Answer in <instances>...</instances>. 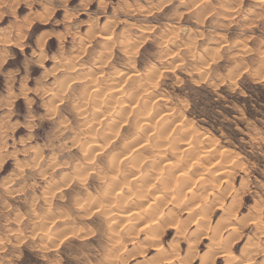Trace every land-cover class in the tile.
I'll use <instances>...</instances> for the list:
<instances>
[{
  "label": "rangeland",
  "instance_id": "obj_1",
  "mask_svg": "<svg viewBox=\"0 0 264 264\" xmlns=\"http://www.w3.org/2000/svg\"><path fill=\"white\" fill-rule=\"evenodd\" d=\"M160 133L167 158L188 154L189 176L201 163L218 172L219 199L202 201L204 229L187 220L189 193L179 205L177 192L158 199L168 225L157 252L142 220L132 231L111 214L135 219L140 188L127 190L131 155L122 153L145 142V178L146 142ZM202 173L205 185L212 177ZM192 176L185 191L201 192ZM108 190L123 197L110 211L107 197L95 200ZM219 204L232 206L226 218ZM221 218L238 235L229 246L233 229L221 231L214 264L223 248L235 264H264V0H0V264H162L177 234L170 219L185 221L195 254L174 264H199ZM186 240L174 239L183 256Z\"/></svg>",
  "mask_w": 264,
  "mask_h": 264
},
{
  "label": "bare ground",
  "instance_id": "obj_2",
  "mask_svg": "<svg viewBox=\"0 0 264 264\" xmlns=\"http://www.w3.org/2000/svg\"><path fill=\"white\" fill-rule=\"evenodd\" d=\"M199 2V1H198ZM236 10V9H235ZM132 29H127V30H125V34H130V33H132ZM123 32V31H122ZM43 35V34H42ZM123 35V34H122ZM166 37V36H165ZM44 39V38H43ZM108 39V38H107ZM180 38H179V36L177 35V36H175L174 37V40L173 41H178ZM172 43V42H171ZM41 46V45H40ZM42 59L40 58V60H35L36 62H34V65L36 66V65H39L42 61H41ZM69 63V62H68ZM73 65V64H72ZM66 71V70H65ZM66 74H68L67 73V71L66 72H64L63 74H61L62 76H66ZM135 75V74H134ZM151 76L152 77H154V76H156V72H152L151 73ZM89 77V76H88ZM128 77V76H127ZM63 78V77H62ZM91 79V78H90ZM66 80V79H65ZM93 83V82H92ZM66 84V83H65ZM44 89V88H43ZM46 89V88H45ZM44 89V90H45ZM111 90V89H110ZM100 91V90H99ZM112 91V90H111ZM110 93V92H109ZM115 93H116V91H115ZM115 93H114V96H115ZM111 94H113V93H111ZM58 98V97H57ZM122 98V97H121ZM98 101V100H97ZM101 101V100H100ZM118 101V100H117ZM117 101H115V102H117ZM119 103H120V101H118ZM117 102V103H118ZM94 109V108H93ZM99 108H95L94 109V112H93V114L92 115H94V117L93 118H95V117H99L100 116V113L101 112H99V110H98ZM83 112H85V111H83ZM110 112V111H109ZM108 115H110L109 113H108ZM112 115V114H111ZM115 115V114H114ZM112 121V120H111ZM148 124H147V120H146V123L145 122H141L140 123V127H144V128H148V126H147ZM139 127V126H138ZM137 128V127H136ZM112 129V128H111ZM162 129V128H161ZM145 131V130H144ZM183 131V130H182ZM143 132V131H142ZM149 132V131H148ZM145 133V132H144ZM144 133H142V134H144ZM147 133V132H146ZM149 134V133H148ZM160 135V138L157 140V141H155L153 144H150V143H147L146 142V148L148 149V150H150V152L153 154V159H152V161H151V163L149 164V166H150V169L152 168V170L151 171H153L151 174H153V175H151V174H147L146 175V173H145V178H142V176H141V178H139L140 177V175H138V173H139V170H140V166H139V162L141 161L142 162V160H140L141 158L144 160V158L145 157H143V154L140 152V150L139 149H141V147H144V143H142V146H140V148H137L138 147V145L140 144L138 141H136V147H135V149H132V151H130V152H128V153H130V154H128V153H126L127 152V150H126V152L125 153H122V156L123 157H121V159L123 160H126L127 159V157H129L130 155H131V158H130V162H128V163H130L131 165L129 166V167H131V171L128 173L129 174V176H133V179L132 180H128L127 178L129 177H127V176H125L126 177V179H124V181H127V183H126V185L128 186L127 187V190H128V188H129V186H131V185H134V186H137L138 188H140V190H138L137 192H138V194H137V196H136V198H135V200L133 201V203H132V210L131 211H133L134 212V209L135 210H138V212H136L135 214H137L136 216H135V219H133V218H130L132 215H134V214H132L131 216H129V215H127V214H124V213H122V211L121 212H118V213H113V214H111V216H112V220H114V221H116V222H120V221H124V222H128L127 223V226H128V229H130V230H134L135 231V226H137L136 224H138V222H140L139 220H136V219H140V220H142V225L140 226V228H138L139 230H140V232H142L143 233V235L144 234H148L150 231H151V233H149L148 235H147V238L145 239L146 241V243H151V245L153 246V247H157L156 249H154V250H156L157 252H162L161 251V249L160 248H158L159 247V245L157 244L159 241H158V235L159 234H161V229L163 228V227H165L166 225H168V224H164L165 222H164V219H163V213H162V210H160L161 208H159L160 206L158 205V199H160L161 197H164V198H169L170 199V195L171 196H173L174 195V193H176L177 192V194H178V196L176 195H174L175 196V201L173 200V202L171 201V203L172 204H178V203H180L181 202V200H184V199H182V198H185L186 197V194L187 193H189L190 194V198L188 199V200H186V202L184 203V205L185 206H183L184 207V210H185V214L187 215V220H190L191 222H193L194 221V225L197 227V228H203L204 229V222H203V219H204V217H205V214L204 213H206L205 211V208L204 207H206L207 205L205 204V203H211V205L213 204H215V201H217V199H219V192L218 193H216V192H213V190H212V188L213 187H215V181L216 180H219V179H214L213 177V174L214 173H216V172H213V171H210L209 169H205V167L206 166H204V168L203 167H200V165H203L202 163L198 166V165H194V166H198L199 167V170L201 169L202 171L201 172H199L198 173V171L199 170H197V172L194 174L195 175V179L196 178H198L199 177V179L198 180H202L203 181V185H202V187H200L199 189H202L201 190V192H200V190H199V192L197 193L196 192V189H195V191L193 190V189H190L189 187V185H188V187L186 188V191H185V187H186V185L187 184H190L189 182H187L186 181V179L187 178H191L190 176H192V175H190L189 176V172L191 171V169H190V171L188 172V168H187V163H185V162H187V161H184L185 159H187V158H189L188 157V154H185V152L184 153H181V154H177V155H175V153H176V150H178V149H174L175 150V153L173 152V153H171V154H173V156L171 155V156H169L170 158H172L171 160L169 159V158H167V151L169 152V148H172V146H169V145H167L168 144V142H167V144L165 143L166 141H165V138H164V140L163 139H161V133L159 134ZM159 135H158V137H159ZM163 136V135H162ZM141 141V140H140ZM165 141V142H164ZM143 142V141H142ZM86 143V142H85ZM177 143V142H176ZM176 143H175V145H176ZM87 144V143H86ZM170 144V143H169ZM180 144V143H179ZM179 144H177V146H173V148L174 147H178L179 149L181 148V146H184V145H181V146H179ZM185 144V143H184ZM189 143H187V145H188ZM94 145V144H93ZM141 145V144H140ZM171 145V144H170ZM186 145V144H185ZM91 146V145H90ZM89 146V147H90ZM134 146V145H133ZM88 147V148H89ZM195 148V147H194ZM193 148V149H194ZM146 149V150H147ZM91 150V149H90ZM85 151V150H84ZM182 151V150H181ZM88 152V151H87ZM119 152V151H118ZM189 152V151H188ZM212 152H214V151H212ZM141 153V154H140ZM178 153H180V152H178ZM193 153H195V152H193ZM124 154V155H123ZM212 154V153H211ZM199 155V154H198ZM197 155V156H198ZM213 155V154H212ZM226 155V154H225ZM154 156H155V158H154ZM190 156V155H189ZM192 156V155H191ZM207 156V155H206ZM85 157V156H84ZM200 157V156H199ZM198 157V158H199ZM214 157V156H213ZM177 158V160H175ZM194 158V157H193ZM193 158H192V161H195V160H193ZM197 158V159H198ZM208 157H206V159H207ZM215 158V157H214ZM213 158V159H214ZM120 159V160H121ZM209 159H211V157L209 158ZM173 160H175V161H173ZM190 160V159H189ZM199 160V159H198ZM208 160V159H207ZM127 161V160H126ZM176 161H179L178 163H179V165H174L175 163H176ZM201 161H203V160H201ZM209 161V160H208ZM212 161V160H211ZM210 161V162H211ZM175 162V163H174ZM190 162V161H189ZM206 162V161H205ZM147 163V162H146ZM198 162H196V164H197ZM199 163H200V161H199ZM142 164V163H141ZM187 164V165H186ZM190 164V163H189ZM127 165V164H126ZM193 165V164H192ZM90 166V165H89ZM117 166V165H116ZM191 166V165H190ZM210 166V165H209ZM189 167V166H188ZM117 168V167H116ZM168 169V171L166 172V171H164L165 169ZM190 168V167H189ZM194 168V170L196 169L195 167H193ZM203 168V169H202ZM214 168V167H213ZM221 168V167H220ZM144 169H145V167H144ZM150 169H149V171H150ZM211 169V168H210ZM225 169V168H224ZM114 170H116L117 171V169H114ZM154 170H157V171H160L159 173H157L156 171H154ZM218 170V169H217ZM215 171V170H214ZM223 171V170H222ZM202 172H205L207 175H208V177H212V180H210L209 181V179L207 180V181H209V183H207V184H205L204 185V182H206V176H205V174H203ZM224 172V171H223ZM223 172H222V174L221 175H223ZM225 172H226V170H225ZM192 173H194V171L192 172ZM218 173V172H217ZM216 173V174H217ZM220 173H221V171H220ZM127 175V174H126ZM193 175V176H194ZM224 175L226 176V173H224ZM192 176V177H193ZM218 177H222V176H220V174L219 175H217ZM217 176H216V178H217ZM123 177V176H122ZM144 177V176H143ZM185 177H187L186 179H185ZM194 178V177H193ZM192 178V179H193ZM222 179V178H221ZM123 180V179H122ZM186 182H185V181ZM197 180V179H196ZM180 181H182V183L180 182ZM184 181V182H183ZM189 181V180H188ZM201 181V182H202ZM112 182V181H111ZM191 182H193V181H191ZM196 182V181H195ZM194 182V183H195ZM200 182V181H199ZM224 182V181H223ZM105 183V182H104ZM115 183V182H114ZM118 183H120V182H118ZM194 183H193V185H194ZM199 184V183H198ZM201 184V183H200ZM209 184V185H208ZM108 185V184H107ZM113 185V184H112ZM111 185V186H112ZM119 185V184H118ZM133 186V187H134ZM109 188H110V186H109ZM137 188V189H138ZM111 189L112 188H110L109 190L111 191ZM134 189H136V187L134 188ZM133 189V190H134ZM105 190H107L106 189V187H105ZM107 191V192H105V193H98V195L95 197V200H98V199H100V198H103V197H107V205L105 206L106 207V210L108 209L109 211H110V209H111V204L112 205H116V207H120V203L123 201V197H122V194H121V192H120V194L119 193H111L110 191ZM228 190V189H227ZM226 190V191H227ZM131 191V190H130ZM129 191V192H130ZM183 191H185V192H183ZM211 191V192H210ZM102 192V191H101ZM110 192V193H109ZM201 193H204L205 194V196H203V198L201 197ZM225 193V192H224ZM227 194V193H226ZM105 195V196H104ZM134 195H136V194H134ZM173 196V197H174ZM163 198V199H164ZM222 198V197H221ZM236 198V197H235ZM173 199V198H172ZM171 199V200H172ZM162 199H160L159 200V202L161 201ZM210 200H212V201H210ZM185 201V200H184ZM202 201H204L205 203V205H202L203 203H202ZM213 201H214V203H213ZM169 203H170V201H168ZM182 203V202H181ZM180 203V204H181ZM223 203V202H222ZM98 203L97 202H92V203H90V206H94V207H96V205H97ZM161 204V203H160ZM175 204V205H176ZM174 205V206H175ZM179 205V204H178ZM177 205V206H178ZM220 205V204H219ZM92 206V207H93ZM176 207V206H175ZM207 207H209V205L207 206ZM220 207H221V209H222V212H223V214H222V217L223 218H226L227 216H229V212L232 210V206L230 205H228V206H221L220 205ZM113 208V207H112ZM180 208V207H179ZM114 209V208H113ZM117 209V208H116ZM177 209V208H176ZM106 210H104V211H106ZM205 210V211H204ZM118 211V210H117ZM183 211V210H182ZM235 211V210H234ZM233 211V212H234ZM111 212H112V210H111ZM204 212V213H203ZM207 212H209V211H207ZM196 213H198V214H196ZM230 214H231V212H230ZM109 215V214H108ZM167 215H169V214H167ZM107 217V216H106ZM170 217V216H169ZM231 217V216H230ZM223 218H221L220 220H219V222H218V225H217V227L216 228H213V229H210L209 231L211 232V238H210V244H209V246H208V251L202 256H200L201 258H200V260H199V264H214V261H213V259H212V257L213 256H215V252H214V247L213 246H215L216 245V242H218L217 244H220V241H221V231H223V230H226V231H231L233 228L231 227V224L229 223V224H227V225H225V226H221V220L223 219ZM249 218V217H248ZM167 219V218H166ZM254 220H255V218H253ZM129 220V221H128ZM132 220H136V221H138L137 223H136V221L135 222H130V221H132ZM186 220V221H187ZM193 220V221H192ZM248 220V219H247ZM246 220V221H247ZM257 220V219H256ZM111 221V220H110ZM168 221V220H167ZM218 221V220H217ZM121 222V223H122ZM170 228H171V231L173 232V234H181V233H183V231L184 230H186V227H184V225H183V222H185V221H183V222H181V221H178V220H176V219H170ZM237 222V221H236ZM248 222H249V220H248ZM253 222H255V221H253ZM258 222V221H257ZM223 223V222H222ZM238 223V222H237ZM250 223V222H249ZM259 223V222H258ZM258 223H256L255 225L257 226V224ZM236 224V223H235ZM234 224V225H235ZM240 224L242 225V223L240 222ZM165 225V226H164ZM261 225V224H260ZM215 226V225H214ZM243 226H245L244 224H243ZM234 228L236 227V226H233ZM242 227V226H241ZM208 227H206V229H207ZM256 228H258V227H256ZM164 229V228H163ZM205 229V230H206ZM237 230V229H236ZM132 231H130V232H132ZM160 232V233H159ZM164 232V231H163ZM197 232H200V230L198 229V231ZM238 232V231H237ZM237 232L235 231V233L237 234ZM207 233L208 232H204V234H201L202 236L204 235V236H206L207 235ZM231 233H233V234H229L228 235V239H224V241L225 240H228V244H229V246L231 245L230 243H229V238H230V235H231V237H232V235H234L235 233H234V229H233V232H231ZM127 233H125V235H126ZM135 234V233H134ZM175 235V238L174 239H178L179 237L180 238H182V239H184V240H186L185 238H186V235H183V234H181L182 236H178V235ZM186 234V233H185ZM192 234V233H191ZM193 234H194V232H193ZM196 234V233H195ZM113 235V234H112ZM197 235H198V233H197ZM238 235V234H237ZM210 236H208V238H209ZM114 237H112V239H113ZM145 238V237H144ZM192 238H194V236L192 237ZM191 238V239H192ZM238 238V237H237ZM174 239H173V241L170 243V245H169V247H170V249H171V252H170V254L168 253V255H166V256H168V257H166V258H164V260H163V258H162V260L160 259V260H158L159 262L160 261H163L162 262V264H174V263H176V262H180L181 263V261H186L187 263H189V262H191V261H193L194 259H195V254H194V250H193V243H192V240H186V245H187V249H186V253H185V255L183 256V255H181V254H179V252H178V247H176L175 245H174ZM232 239V238H231ZM233 239L235 240L236 238H235V235L233 236ZM232 239V240H233ZM158 241V242H157ZM179 241H180V239H179ZM223 241V240H222ZM223 241V242H224ZM113 242V241H112ZM157 242V243H156ZM222 243V242H221ZM225 243H227V241H225ZM224 243V244H225ZM250 243V242H249ZM117 244V243H116ZM160 244V243H159ZM227 244V245H228ZM222 245V244H221ZM118 246H120V245H118ZM179 246V245H178ZM180 247V246H179ZM217 247V246H216ZM220 247V246H219ZM228 247V246H227ZM248 247V246H247ZM253 247V246H252ZM225 248H226V246H225ZM260 248V247H259ZM122 249V248H121ZM227 249V248H226ZM248 249V248H247ZM254 249V248H253ZM215 250H217L216 248H215ZM223 250L224 251H222L221 252V255L219 256V257H221V258H223V260H224V262H223V264H235L234 263V257L231 255V254H229V252L228 251H226L224 248H223ZM250 250V249H249ZM252 251V250H251ZM218 252V251H217ZM165 257V256H164ZM249 257V256H248ZM244 260V259H243ZM183 263V262H182ZM192 263V262H191Z\"/></svg>",
  "mask_w": 264,
  "mask_h": 264
}]
</instances>
